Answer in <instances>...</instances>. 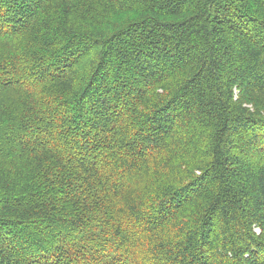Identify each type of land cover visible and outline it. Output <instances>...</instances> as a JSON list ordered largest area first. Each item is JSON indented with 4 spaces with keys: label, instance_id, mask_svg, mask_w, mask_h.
Masks as SVG:
<instances>
[{
    "label": "trees",
    "instance_id": "trees-1",
    "mask_svg": "<svg viewBox=\"0 0 264 264\" xmlns=\"http://www.w3.org/2000/svg\"><path fill=\"white\" fill-rule=\"evenodd\" d=\"M0 264H264V0H0Z\"/></svg>",
    "mask_w": 264,
    "mask_h": 264
}]
</instances>
